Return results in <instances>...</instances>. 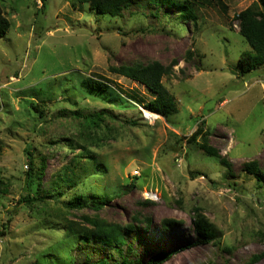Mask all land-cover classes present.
Segmentation results:
<instances>
[{"label":"rangeland","instance_id":"obj_1","mask_svg":"<svg viewBox=\"0 0 264 264\" xmlns=\"http://www.w3.org/2000/svg\"><path fill=\"white\" fill-rule=\"evenodd\" d=\"M175 1L195 7L198 25L155 0L116 17L72 0H0L10 22L0 37V264H146L161 252L173 255L160 264H264V65L238 74L251 47L234 17L255 0ZM154 61L171 67L163 82L178 112L150 124L139 106L152 94L113 68ZM90 76L110 97L80 86ZM205 133L220 157L201 148ZM71 142L100 168L74 162ZM31 161L44 171L28 190ZM28 192L35 200L19 204ZM79 194L105 201L67 209ZM197 216L215 242L198 241ZM164 219L175 222L165 229ZM95 220L132 225L127 243L93 239Z\"/></svg>","mask_w":264,"mask_h":264},{"label":"trees","instance_id":"obj_2","mask_svg":"<svg viewBox=\"0 0 264 264\" xmlns=\"http://www.w3.org/2000/svg\"><path fill=\"white\" fill-rule=\"evenodd\" d=\"M49 0H43V7H47ZM73 4H88L92 10L98 11L100 14L109 15L111 17L120 16L125 7H127L133 0H72ZM158 3L167 4L170 6H176L180 10V19L189 20L192 19L195 24L197 23V14L195 12V7L192 4L180 3L175 0H155ZM235 19L239 22V33L246 39L247 43L250 45L251 49L245 51L241 54L238 65L239 75L244 77L252 73L257 68L264 65V0H255L249 7L245 8L241 12L235 14ZM10 28L9 20L4 16L0 8V37L7 34ZM170 66L166 67L159 61H154L148 64H132L125 65L121 69H116L115 72L125 76L131 81L137 82L144 85L146 89L152 94L153 98L148 102H143L144 107L151 111H154L160 115L169 116L178 112V102L176 97L170 90L166 87L163 82V78L170 70ZM80 86L92 89L103 93V95L110 97L112 93V88L108 82L100 78L93 76L85 77L81 80ZM200 128L190 139H195L199 132H202ZM204 144L201 148L205 150L210 156L216 158L220 157L218 152L212 147L207 146L206 133L203 135ZM72 144V148L81 149L78 155H75L74 162L77 158L86 157L89 161L95 162L98 165V160L94 157L93 152L90 149H86L82 144L77 142ZM223 164H227V161L220 158ZM44 167V165L42 166ZM247 172L257 176L260 180L258 172L259 166L257 163H250L246 166ZM44 171V169H43ZM42 168L40 174L35 173V163L30 162V168L27 172V188L31 189L33 184L41 185L42 181ZM36 176V177H35ZM35 200V196L31 195L29 192L23 195L18 201L19 204L30 203ZM104 198L102 196H97L93 200L87 199L82 194L76 195L67 202V209H82L83 207L89 206L93 203L96 209L100 208V203H104ZM22 202V203H21ZM148 203V202H146ZM93 222V221H92ZM174 220H163V226L165 229L171 227ZM95 230L92 231V238L101 243L104 246H119L125 245L127 240L124 235V231L130 232L133 229L132 225L121 226L120 224H114L107 222L105 220L97 221L95 220ZM151 224V220L147 219V225ZM9 225L3 227L0 231V236L4 237L7 235ZM195 230L198 235L199 242L213 243L215 242L216 232L211 226V223L202 216H197L194 222ZM133 252L132 246L128 245V253ZM173 255V252H161L152 256L146 264H160L166 261ZM261 255L256 256L255 261ZM140 264V260H131L127 256L123 257L122 261L111 262L109 259H101L92 264Z\"/></svg>","mask_w":264,"mask_h":264},{"label":"built area","instance_id":"obj_3","mask_svg":"<svg viewBox=\"0 0 264 264\" xmlns=\"http://www.w3.org/2000/svg\"><path fill=\"white\" fill-rule=\"evenodd\" d=\"M142 113H143V116H144V119L150 123V124H154L157 120H158V117H159V114L154 112V111H151L149 110L148 108L146 107H143V106H139ZM147 197L151 200H155L156 199V195L154 192L150 191L147 193Z\"/></svg>","mask_w":264,"mask_h":264}]
</instances>
